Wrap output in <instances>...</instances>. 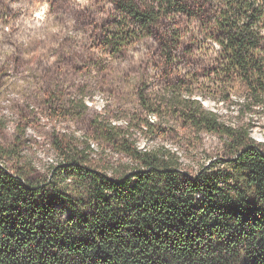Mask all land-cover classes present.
<instances>
[{
  "label": "trees",
  "instance_id": "16d2710c",
  "mask_svg": "<svg viewBox=\"0 0 264 264\" xmlns=\"http://www.w3.org/2000/svg\"><path fill=\"white\" fill-rule=\"evenodd\" d=\"M114 4L100 48L120 54L158 33L171 72L193 69L170 108L220 136L223 152L190 173L176 152L139 150L97 121L131 160L127 171L111 176L86 153L62 151L52 175L34 179L4 165L0 148V264H264V145L250 123L229 125L196 99L204 90L241 116L264 113V0Z\"/></svg>",
  "mask_w": 264,
  "mask_h": 264
},
{
  "label": "rangeland",
  "instance_id": "374dc122",
  "mask_svg": "<svg viewBox=\"0 0 264 264\" xmlns=\"http://www.w3.org/2000/svg\"><path fill=\"white\" fill-rule=\"evenodd\" d=\"M115 12L114 0H0L4 165L43 179L61 164L62 151H78L111 176L127 171L131 160L105 140L97 121L120 127V137L139 150L176 152L190 173L222 154L220 136L197 132L182 110L170 108L173 86L183 85L179 81L193 69L171 72L158 33L120 54L100 48L103 27ZM197 91L196 99L221 121L250 123L252 138L264 145V113L241 116L236 105Z\"/></svg>",
  "mask_w": 264,
  "mask_h": 264
}]
</instances>
